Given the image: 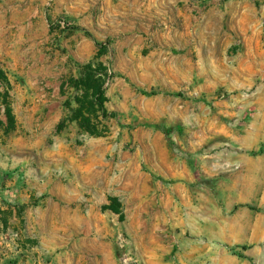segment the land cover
I'll return each instance as SVG.
<instances>
[{
	"label": "rangeland",
	"instance_id": "374dc122",
	"mask_svg": "<svg viewBox=\"0 0 264 264\" xmlns=\"http://www.w3.org/2000/svg\"><path fill=\"white\" fill-rule=\"evenodd\" d=\"M0 68V264H264V0H0Z\"/></svg>",
	"mask_w": 264,
	"mask_h": 264
},
{
	"label": "trees",
	"instance_id": "16d2710c",
	"mask_svg": "<svg viewBox=\"0 0 264 264\" xmlns=\"http://www.w3.org/2000/svg\"><path fill=\"white\" fill-rule=\"evenodd\" d=\"M84 74L75 80L74 87L84 93L75 98L77 107L72 109L71 121H76L79 128L91 136H104L109 132L106 124L110 113L106 109L107 98L105 84L108 69L102 62H91L84 66ZM7 77L0 68V87L7 85ZM15 127V116L6 94L0 92V133L9 132Z\"/></svg>",
	"mask_w": 264,
	"mask_h": 264
}]
</instances>
